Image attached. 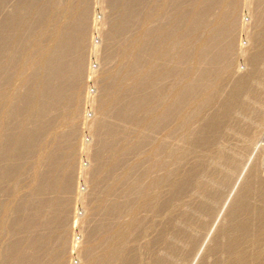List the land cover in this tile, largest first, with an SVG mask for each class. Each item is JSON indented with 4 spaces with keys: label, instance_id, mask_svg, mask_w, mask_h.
<instances>
[{
    "label": "bare ground",
    "instance_id": "bare-ground-1",
    "mask_svg": "<svg viewBox=\"0 0 264 264\" xmlns=\"http://www.w3.org/2000/svg\"><path fill=\"white\" fill-rule=\"evenodd\" d=\"M119 1L106 2L113 11L120 4L121 9L112 20L110 18L113 26L105 35L104 46L94 49V53L99 55L102 51L104 61L110 62L111 52L121 43L122 36L131 32L137 35H134L136 41L119 59L129 63L125 79L117 82L110 94L109 85L113 81L108 82L109 77L103 80L108 84L104 82L106 85L102 88L104 96L99 101V117L88 129L97 130L94 133L96 145L81 144L83 154L95 160L86 170V180L90 177V182L86 183L95 195L84 198L83 193L77 191V197L84 199L85 204L90 197L88 205H96L88 210L82 221L86 228L84 244L74 241L76 245L72 246L79 249L85 264L116 262L141 228L142 212L146 209L157 211L162 183L158 184L154 177L151 179L149 172L162 168L166 159L170 165L163 169L161 182L169 183L172 196L182 197L193 187L204 198L196 211L189 216H184L186 213L179 216L186 218V224L174 228L173 238L168 241L178 244L184 240L188 242V251L193 249L198 238L193 236L191 229L202 226L200 212L215 204L218 188L208 191L203 177L194 178L193 175L185 176L180 182L177 167L188 161L189 154L202 153L203 148L213 145L215 136L223 131L224 122L233 119V112L253 113L257 107H252L261 106L264 100V76H261L264 67L259 66L263 58L261 51L250 53L249 49L240 47L241 55L253 64L252 74L257 76L251 79L248 74V78L243 77L234 82L232 88L222 91L224 85L232 82L229 73L235 54L234 34L240 0L203 3L201 0H178L179 6L176 0H171L164 4L166 9L153 10V15L147 8L157 5L159 0H127L124 4ZM66 4L68 0H0V211L5 208L3 199L9 194L18 197L19 192L12 189L23 180L29 182L26 188L30 190L15 212V227L9 231L15 235L24 234L25 238L20 236L17 249L21 252L15 254L17 242L14 241L2 264H44L42 250H47L48 263L45 264H65L67 198L73 193L76 168L75 155L70 148L75 144L76 134L65 129L79 117V81L85 74L83 48L89 24V14L82 6L77 18L69 21L64 18V25V19L60 20L57 15L63 10L66 13L72 10ZM244 4L254 9V22L259 30L252 36L251 46L262 49L264 0H245ZM216 5L221 7L222 13L214 17V27L202 31L209 10ZM52 16L56 18L52 21L54 27L48 21ZM184 21L185 28L182 27ZM43 22H47V27L40 29ZM33 38L40 44L43 40L49 44L44 49L28 47L27 51V43ZM160 46L163 50L159 51ZM107 72L105 74L122 75L115 70ZM127 77H132L128 83ZM166 78L171 81L164 91ZM74 97V101L70 99ZM66 103L72 106L69 115L63 113ZM206 108L214 110L218 116L205 117L202 114ZM244 118L241 117L246 122ZM136 125L141 132L132 136ZM144 155L149 157L148 163L131 159ZM197 163L203 166L202 161ZM213 163L236 167L237 158L220 150ZM118 170L121 173H117ZM223 174L225 181L233 175L230 170ZM253 176L254 173L249 175L238 198L253 193L262 205L252 206L249 200L232 204L231 227L223 233L228 242H217L211 251L213 256L220 253L225 258L216 257L214 264H250L251 260L264 264V183L252 189ZM147 184L152 191L145 194ZM45 211L51 216L45 213V217ZM240 214L245 218H240ZM54 238L62 245L58 246L61 252L54 253L55 247L48 250ZM250 244L252 250H249ZM171 246L168 255L161 257L162 264L179 253V247ZM183 248L181 251L185 246ZM11 251L12 257H9ZM98 253L102 256L98 257Z\"/></svg>",
    "mask_w": 264,
    "mask_h": 264
},
{
    "label": "rangeland",
    "instance_id": "rangeland-1",
    "mask_svg": "<svg viewBox=\"0 0 264 264\" xmlns=\"http://www.w3.org/2000/svg\"><path fill=\"white\" fill-rule=\"evenodd\" d=\"M87 1L68 0V5L72 8V10L70 9L67 13L64 12L63 10V12L60 13V15L59 14L57 15V17L60 16L59 17L60 20H63L65 17L66 20L68 19V21L70 19L74 20L75 18H77L78 13L81 12L82 6L86 8L89 14L88 15L89 24L85 32L87 34V35L85 34L86 43L83 48V55L85 59V74L82 77V79L79 81V85H80L79 87L80 99L78 106L79 117L71 124L69 128L65 129L68 133L74 132V134H76L75 144L71 145L70 147L71 150L73 151V154L75 155L76 168H75L74 183H73L74 185L73 193L68 195L67 198L69 203L66 210L69 211V218H68L69 221H68V227L66 228L67 238L65 242H67L66 250L68 251L65 250L66 251L64 255L65 264L67 263L85 264L83 258L81 257V253L79 249L76 250L73 249L74 247L73 245H76L77 243H83L85 241L84 230H86V228L84 229V225L82 221L85 219L86 215L88 214V210L96 206L93 204H90L91 206L88 205V202L90 201L89 200L90 197H88V199L86 200L87 202L86 204L83 202L84 199L77 197V191L80 192L81 194L83 193L84 198L85 196H90V194L92 195V197L93 194L95 195V193L92 191V187L88 184L90 182V177L87 179L88 183H86L87 182L86 170L94 165L95 160L94 159L92 160L91 158H88L86 154H83L84 151L82 152L80 150L82 149L81 144L84 145L85 143V145L86 144L96 145V141H95L96 139L94 137V133H96L97 130L96 132H92L89 131L88 129L90 124L94 123L99 117V113H100L99 101L104 96L102 92V88L106 85V83L108 84V82L113 81L112 84L109 85L108 94H110L112 91H114V89H112L114 85L117 82L120 83L122 78H124L123 77L124 72L127 71V68L129 67V63L126 64L125 61L121 62L119 61V59L121 58V55L124 54L125 49L133 45L134 41H136L135 38L136 36L134 35H137L136 32L134 34L133 32H131V33H126V35L122 36L121 43L117 45L111 52L110 62L109 60L104 61L105 59L103 52L100 51L99 55H96L94 53V49L96 48L100 49L101 47L104 46L105 35L109 33L111 25L113 26V24H111L112 17L116 16V14L120 12L121 4L119 3L120 5L118 9L113 11L106 3L108 2V0H87ZM170 1L171 0H163V1L159 0L160 4L158 3L155 6L151 5L149 8H147V11H149V13L153 15L154 14L153 10L159 11L163 7H164L163 9H166V5L164 6V4L166 3L168 4ZM176 1H177L176 6H179L178 0ZM203 1H209V0H201L202 3ZM119 2L124 4L125 2H127V0H121ZM244 2L245 0H240V4L238 5V10H237V22H236V30L234 34L235 54L233 56V66L229 73L230 76L229 79L232 82H230L231 85L229 84L224 85V89L222 91H226L232 88L233 87L232 84L237 80L239 81L243 77L248 78V76L250 75L249 77L252 79L253 77L257 76L255 74H252L253 64L247 58H244V56L241 55L239 51L240 47L249 49L250 53L262 52L263 58L262 60H260L259 66L261 68L264 67V52H263L264 47L262 49L257 50L254 46H251L252 36L257 34L259 31L255 24L256 22H254L255 12L254 9L248 8L244 4ZM68 5L66 4V6ZM47 10L50 11V13L53 12L51 8L49 9L47 8ZM178 10H180V8ZM221 13H222V9L219 5L214 6L211 9V11L209 10L208 12L209 15L207 14L206 16V23L202 31L214 27L215 26L214 17L219 16ZM55 19L54 16H52L48 18V21L52 22ZM66 20L65 19L63 20L64 25L66 23ZM52 23L53 24L51 25V27H54L55 23L54 22ZM48 24L50 28V23ZM64 25H61V28H63ZM186 25L187 24L184 21L182 27L185 28ZM39 27L40 29L46 28L47 22H43L42 24H40ZM262 28L264 30V25L262 26ZM50 31L48 33L49 35L52 34V32ZM37 41L38 39L33 38L30 42H28L27 43L28 46L26 47V50L28 51V47L30 49L32 48L38 49V47H40V49L41 48L44 49L49 44V42H46L45 40H43L41 44L40 41L38 42ZM158 50L159 51L163 50L162 46L158 47ZM113 70L118 71L122 75H117L114 74L113 72L108 73ZM105 72H107L108 74H105ZM261 76H264V73ZM105 77L106 78L109 77L108 82L103 81ZM127 78L128 79L126 80V82L128 83L130 82V79L132 77H127ZM170 81L171 78L165 79V83L163 84L164 91L165 90L167 91L168 87L170 86ZM122 91H124V89ZM262 94H264V92ZM70 99L74 101L75 97L74 99L73 98ZM91 100L92 101L95 100L94 103H92ZM250 101H252V103L255 105L253 98L252 99L250 98ZM70 103L73 104L72 101H70ZM253 104H251V106H254ZM71 108L72 106L66 103L63 108V113L65 115H69L71 112ZM252 108L254 109L256 108L255 109L256 111H254L255 113L249 112V114L248 113L246 114V113H242L240 110H239L240 112L238 110H234L238 112H233V119L231 118V120L229 119L228 121L224 122L225 124L223 125V131H221L219 134L217 133L218 135L215 136L216 139L215 143L211 146H207L203 148L202 151H200L202 153L194 152L189 154L188 161L182 163L177 167L178 168L177 175L179 177L180 182H182V179L185 176L189 177L190 175H193L194 178L203 177L204 183L207 186L208 191H211V189L214 190V188H218V196L215 204L214 205L210 204V208L208 210L200 212V219L202 220V226L198 228L194 226L195 229H191L193 236L194 237L196 236V238H198V243L192 246L193 249L188 251L189 248L188 242L181 239L180 240L183 243H178V244L177 243L173 244L172 241L171 242L168 241H170L171 238H173V234L175 231L174 228L183 225L182 223L186 224L185 222L186 218L183 217L189 216V213L191 212L193 213L194 211H196V209L201 204H203L204 198L203 196H201L199 190L198 189L195 190V188L193 187H191L189 189V192L182 197L172 196L169 183L167 184L165 182H161V175H163L164 173L162 172L163 169L168 165H170L169 160L166 159V164H164L162 168L160 167L156 170L153 169L150 170L149 172L151 179L156 178L158 184L162 183L161 184L162 190L160 191V197L158 200L159 206L157 211L153 212L152 209L150 210L146 209L143 211L144 213L142 212L143 215H141V218L143 224L141 228L129 241L125 251L123 252V255L118 260H116V262L114 263L112 262L111 264H115V263L116 264H162L161 257L162 256L165 257L168 255L170 248L172 247L171 245H175V247L177 248L179 247L178 249H180V251L184 249L183 247L185 246V250L181 251V253L179 251L180 254L178 253L176 256L174 257L172 256L170 262L167 261L165 264H214L216 257H221L220 260L225 258L220 253L218 256L215 257L213 256L211 251H213L212 248L216 246L217 242H223V243L228 242V238H225L223 233H225L231 227L229 222L230 219H232V216L230 214L232 204L236 203L235 205H238L240 203L239 202L240 200L241 203L243 201L249 200L252 206L261 207L262 205L261 200L258 197H255L253 193L252 195L250 194L249 197L248 195L247 196L245 195L244 198L241 199L238 198V195L240 194L245 183L248 181L249 175L251 173H254L253 178L250 180V185L252 189H257L261 187L262 184L264 183V151L262 150V148H264V100L261 106L255 105V107ZM258 108L260 109V111ZM202 115H204L205 117L208 115L218 116V113L212 109L206 108ZM243 116L245 117L244 119H246V122L245 121L243 122V120L241 119V117L243 118ZM237 119L239 121H237ZM109 121L111 122L112 120ZM193 126H195V123L192 124V127ZM229 128L232 131H228ZM138 129L139 126L136 125L133 130L132 136H137V133L141 132L140 129L139 130ZM242 131L244 132L242 133ZM77 140L79 142H77ZM220 150H224L227 154H230V156L232 155V157L234 158L236 157L237 166L232 167L230 164H219V165L214 164L213 158L217 155V152ZM131 159L133 162L135 161L137 163L140 162L148 163L149 157L144 155L141 158L140 157L138 158V156H136V158L131 157ZM198 160L203 162V166L197 163ZM81 166L83 168L80 170ZM228 170L232 171L233 175L230 176V178L225 181L223 180L224 177L223 173H225ZM117 173H121V171L118 170ZM28 184L29 182L23 180L22 183L20 184L21 186L18 185L17 188L12 189L14 191L16 190V192H19L18 197L17 195L15 196L13 193L12 197L9 194L8 197L4 198L5 200L3 199V203H4L3 206L5 205L4 206L5 208H3V210L0 211V264H2V260L4 256L8 254L7 249L9 248V246L12 245V243L15 241L17 243L15 244L16 247L15 246L14 247L15 250H17L18 246L20 245V236L25 238L24 234L23 236L21 234L15 235L11 232L13 230V227H15V220L17 219L15 212L18 210L17 208L21 200L23 203L25 201L23 200V198L28 197L30 191L28 190V188H26ZM147 185L145 186V194L152 191V188H150L149 184ZM66 197H64V199ZM77 198L78 200H76ZM45 213L47 217L51 216V213L49 214L46 211L44 212V216ZM182 213L183 214L186 213V214L184 216L179 217ZM237 217H239L238 214ZM240 218H245V215L240 214ZM6 224L10 227H8ZM143 232L146 234V236ZM15 238L17 239L15 240ZM74 241L76 244L73 243ZM49 245H48L49 247L48 250H51L55 247L56 249L54 248L52 250L54 253L61 252V250L58 249V246L60 247L62 245L59 243V241L56 240V238H54ZM249 246H250L249 250H252L251 244ZM46 251L42 250L41 252V256L43 258L44 264L48 260ZM19 252H21V249ZM19 252L17 250L15 251V254H18ZM184 252L186 253V255ZM97 256L98 257L102 256V253H98ZM9 257H12V251L11 253H9ZM252 261L253 260L250 261V264H255Z\"/></svg>",
    "mask_w": 264,
    "mask_h": 264
}]
</instances>
